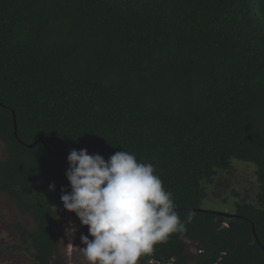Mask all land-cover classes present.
<instances>
[{
	"label": "trees",
	"instance_id": "obj_1",
	"mask_svg": "<svg viewBox=\"0 0 264 264\" xmlns=\"http://www.w3.org/2000/svg\"><path fill=\"white\" fill-rule=\"evenodd\" d=\"M0 141V193L33 221L9 250L31 264L59 252L72 149L133 153L172 193L184 231L138 264H264V0H0ZM232 160L256 204L202 209Z\"/></svg>",
	"mask_w": 264,
	"mask_h": 264
},
{
	"label": "clouds",
	"instance_id": "obj_2",
	"mask_svg": "<svg viewBox=\"0 0 264 264\" xmlns=\"http://www.w3.org/2000/svg\"><path fill=\"white\" fill-rule=\"evenodd\" d=\"M67 163L70 191L62 188L60 200L88 228V235L80 236L87 264H138L157 243L184 231L173 195L153 164L124 150L105 160L87 149L70 150ZM54 189L50 184L49 191ZM75 231L71 224L65 229L70 239Z\"/></svg>",
	"mask_w": 264,
	"mask_h": 264
},
{
	"label": "rangeland",
	"instance_id": "obj_3",
	"mask_svg": "<svg viewBox=\"0 0 264 264\" xmlns=\"http://www.w3.org/2000/svg\"><path fill=\"white\" fill-rule=\"evenodd\" d=\"M6 156V147L0 141V160H4ZM231 164L228 171L218 172L213 183L205 187L207 197L202 201V209L229 214L234 211L233 204L240 199L256 204L258 183L255 166L236 160H232ZM18 223L28 230L33 228L32 219L28 215L22 214L12 200L0 193V264H31L27 253L9 250L17 243V236L12 225ZM70 224L76 228L71 239L65 232ZM53 231L60 246L52 264H87L80 251V247H83L80 236L88 235V228L80 225L75 213L65 210L63 216L54 224ZM89 238L91 239V237ZM190 247L188 244V248Z\"/></svg>",
	"mask_w": 264,
	"mask_h": 264
},
{
	"label": "water",
	"instance_id": "obj_4",
	"mask_svg": "<svg viewBox=\"0 0 264 264\" xmlns=\"http://www.w3.org/2000/svg\"><path fill=\"white\" fill-rule=\"evenodd\" d=\"M13 126H14V134H15V137L17 138V134H16V122H15V116H14V113H13ZM35 145V143L34 144H31V145H28V147H32V146H34Z\"/></svg>",
	"mask_w": 264,
	"mask_h": 264
}]
</instances>
